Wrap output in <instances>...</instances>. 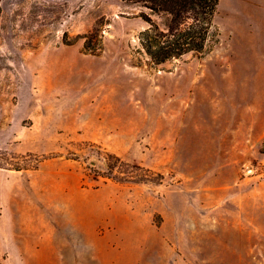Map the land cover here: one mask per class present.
I'll return each mask as SVG.
<instances>
[{
  "label": "rangeland",
  "instance_id": "374dc122",
  "mask_svg": "<svg viewBox=\"0 0 264 264\" xmlns=\"http://www.w3.org/2000/svg\"><path fill=\"white\" fill-rule=\"evenodd\" d=\"M141 9L0 0V264H264V0L157 65ZM93 144L161 182L102 176Z\"/></svg>",
  "mask_w": 264,
  "mask_h": 264
},
{
  "label": "trees",
  "instance_id": "16d2710c",
  "mask_svg": "<svg viewBox=\"0 0 264 264\" xmlns=\"http://www.w3.org/2000/svg\"><path fill=\"white\" fill-rule=\"evenodd\" d=\"M125 1L139 4L142 9L135 15L147 23L139 31L140 46L136 51L146 55L151 64L157 65L190 52L200 54L204 51L212 35L213 17L219 0ZM90 36L82 35L85 38L83 47L97 54L102 49V41L99 39L97 44H93ZM93 145L106 166L105 171L99 172L102 176L120 182H161V173L153 175L151 169L132 164L115 153L102 150L99 145Z\"/></svg>",
  "mask_w": 264,
  "mask_h": 264
}]
</instances>
